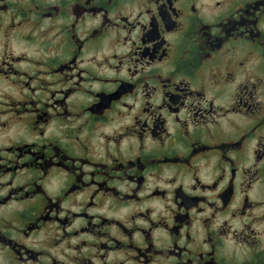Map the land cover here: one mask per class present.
<instances>
[{
    "label": "flooded vegetation",
    "instance_id": "obj_1",
    "mask_svg": "<svg viewBox=\"0 0 264 264\" xmlns=\"http://www.w3.org/2000/svg\"><path fill=\"white\" fill-rule=\"evenodd\" d=\"M0 264H264V0H0Z\"/></svg>",
    "mask_w": 264,
    "mask_h": 264
}]
</instances>
